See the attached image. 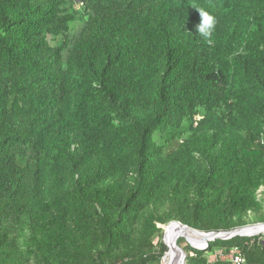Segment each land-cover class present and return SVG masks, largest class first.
Here are the masks:
<instances>
[{"label":"trees","instance_id":"1","mask_svg":"<svg viewBox=\"0 0 264 264\" xmlns=\"http://www.w3.org/2000/svg\"><path fill=\"white\" fill-rule=\"evenodd\" d=\"M172 221L264 222V0H0V264H163Z\"/></svg>","mask_w":264,"mask_h":264},{"label":"water","instance_id":"2","mask_svg":"<svg viewBox=\"0 0 264 264\" xmlns=\"http://www.w3.org/2000/svg\"><path fill=\"white\" fill-rule=\"evenodd\" d=\"M174 225L181 227L184 231L189 232L193 235L203 237L204 241L200 245L194 244L192 242H188L191 246L198 248V249L207 248L209 246V242L214 241L216 239H230V238L235 237L237 235H239V236H254V235L264 234V222L249 224V225H246L243 227H238L236 229L229 230V231L205 232V231H200L198 229L184 225L178 221H172L168 225H161V227H163V229H164L163 239L167 245H168L167 240H166L167 229H169L171 226H174ZM179 236H180V234H178L175 237V239L172 242V245L171 246L168 245V247H169V250L172 247L173 249H175L179 253V259H177V262H174L173 264H187L186 263L187 254H186L185 250L183 249V247H181V245L178 243V240H179L178 237ZM167 253L163 257V260L165 259Z\"/></svg>","mask_w":264,"mask_h":264},{"label":"bare ground","instance_id":"3","mask_svg":"<svg viewBox=\"0 0 264 264\" xmlns=\"http://www.w3.org/2000/svg\"><path fill=\"white\" fill-rule=\"evenodd\" d=\"M178 234H180L178 239L184 237L188 242H192L197 245L202 244L204 241L203 237L193 235L189 232L184 231L181 227L174 225L167 229L166 233V240L169 246L172 245L173 240ZM177 259H179V253L171 247L164 259V264H173L174 262H177Z\"/></svg>","mask_w":264,"mask_h":264},{"label":"clouds","instance_id":"4","mask_svg":"<svg viewBox=\"0 0 264 264\" xmlns=\"http://www.w3.org/2000/svg\"><path fill=\"white\" fill-rule=\"evenodd\" d=\"M199 11L201 20L200 23L196 25V33L202 36L208 42H211L210 38L216 27V18L214 15L210 14L208 11L203 9H197Z\"/></svg>","mask_w":264,"mask_h":264},{"label":"built area","instance_id":"5","mask_svg":"<svg viewBox=\"0 0 264 264\" xmlns=\"http://www.w3.org/2000/svg\"><path fill=\"white\" fill-rule=\"evenodd\" d=\"M232 260L236 264H244L246 262L244 255L238 250V248L234 249L232 253Z\"/></svg>","mask_w":264,"mask_h":264},{"label":"rangeland","instance_id":"6","mask_svg":"<svg viewBox=\"0 0 264 264\" xmlns=\"http://www.w3.org/2000/svg\"><path fill=\"white\" fill-rule=\"evenodd\" d=\"M183 238H184V237H183ZM184 239H185V241H186L185 243H188L187 239H186V238H184ZM213 258H214V256L211 257V259H213ZM163 264H164V260H163Z\"/></svg>","mask_w":264,"mask_h":264}]
</instances>
